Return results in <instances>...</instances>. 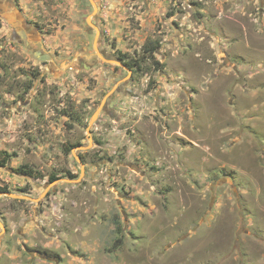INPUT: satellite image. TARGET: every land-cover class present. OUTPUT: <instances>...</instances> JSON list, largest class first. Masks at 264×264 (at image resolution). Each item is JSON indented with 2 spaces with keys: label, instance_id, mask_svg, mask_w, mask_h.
Here are the masks:
<instances>
[{
  "label": "rangeland",
  "instance_id": "374dc122",
  "mask_svg": "<svg viewBox=\"0 0 264 264\" xmlns=\"http://www.w3.org/2000/svg\"><path fill=\"white\" fill-rule=\"evenodd\" d=\"M8 1L0 264H264V0Z\"/></svg>",
  "mask_w": 264,
  "mask_h": 264
},
{
  "label": "flooded vegetation",
  "instance_id": "af4514ba",
  "mask_svg": "<svg viewBox=\"0 0 264 264\" xmlns=\"http://www.w3.org/2000/svg\"><path fill=\"white\" fill-rule=\"evenodd\" d=\"M89 1V3H90V5H92L91 3H92V0H88ZM94 1V0H93ZM1 2H3V3H9V1L8 0H0V3ZM96 10H97V7H94ZM93 8V9H94ZM1 10V9H0ZM1 13H3V11H0V19L1 20H3V21H5L8 25H10V27H11V30H12V33H11V38H13L14 39V42H18L20 45H22V47H24V48H26V49H28V48H30V46H29V44L30 43H36V40L34 39V38H32V37H34V35H36V36H38V34H39V32H38V29L36 28H33V29H29V28H27V27H29L30 26V23L29 22H26L25 20H23L22 19V24L20 25H18V24H15V23H13V22H11L10 21V19L8 18V17H6L4 14L1 16ZM18 13V15L20 16V13L19 12H17ZM88 24V26H87V29H93L94 30V27L95 26H98L99 24H98V22H97V19L95 18V17H93L92 19H91V21L89 20V22L88 23H86V25ZM91 26V27H90ZM93 27V28H92ZM96 30V29H95ZM94 30V31H95ZM35 36V37H36ZM28 39H31L30 41L28 40ZM101 39H100V41H99V45H97V49H96V47L94 48L95 49V52H96V54L99 56V57H101V59L103 58H109V56L108 55H106L104 52H103V50L100 48V45H101ZM13 42V41H12ZM156 49V48H155ZM155 49H154V51H155ZM84 54H86V55H89V53H88V51H86V50H84V52H83ZM43 56H45V55H43ZM98 58V57H97ZM80 65H81V67H82V69H90V67H86V65H84V62H83V60H81L80 61V63H79ZM121 90V88H118L116 91L117 92H119ZM108 112V111H107ZM107 115H109V114H107ZM50 178V177H49ZM50 182V181H49Z\"/></svg>",
  "mask_w": 264,
  "mask_h": 264
},
{
  "label": "trees",
  "instance_id": "16d2710c",
  "mask_svg": "<svg viewBox=\"0 0 264 264\" xmlns=\"http://www.w3.org/2000/svg\"><path fill=\"white\" fill-rule=\"evenodd\" d=\"M155 49V46H153V45H151V46H149L148 44H147V42H145L144 44H143V46H142V57L143 58H147V59H149L152 55H153V50ZM144 56H146V57H144ZM127 66H128V68H130L133 72L135 71V70H139V64L135 61V64L133 65V66H130L129 64H127ZM156 66H159L158 65V63H156ZM161 67V66H160ZM18 170H20L19 172L20 173H22V174H24V175H27V176H34L35 175V173H34V171H32L31 169H29V168H26L25 166H22L20 169H18ZM67 177L69 178V179H73V178H75L74 176H72V175H70L69 173H67ZM56 180H58V177H56L55 175H51L50 176V178H49V181L50 182H54V181H56ZM4 192H8L6 189H4V188H1L0 189V193H4Z\"/></svg>",
  "mask_w": 264,
  "mask_h": 264
},
{
  "label": "water",
  "instance_id": "95a60500",
  "mask_svg": "<svg viewBox=\"0 0 264 264\" xmlns=\"http://www.w3.org/2000/svg\"><path fill=\"white\" fill-rule=\"evenodd\" d=\"M95 8H94V12H95ZM96 31H97V29H96ZM118 65L119 66H121V67H123V68H126L124 65H122V64H119L118 63ZM127 69V68H126ZM127 71H128V73L130 74V71L127 69ZM123 83H125V82H123ZM118 88H121V86H118L116 89H113L112 91H110L109 93H108V95L106 96V98L102 101V105L105 103V101L107 100V99H109L114 93H115V91L118 89ZM82 166V165H81ZM67 181H69V182H73V181H70V180H67ZM79 180H77V181H74V182H78ZM6 195H8V196H13V195H10V194H6ZM14 197V196H13ZM15 198H20V197H15Z\"/></svg>",
  "mask_w": 264,
  "mask_h": 264
}]
</instances>
